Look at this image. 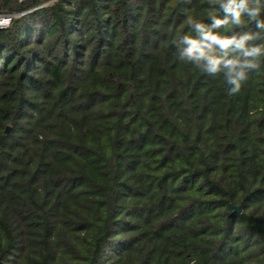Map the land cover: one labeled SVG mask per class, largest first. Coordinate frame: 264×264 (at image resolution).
I'll return each mask as SVG.
<instances>
[{"label": "trees", "instance_id": "trees-1", "mask_svg": "<svg viewBox=\"0 0 264 264\" xmlns=\"http://www.w3.org/2000/svg\"><path fill=\"white\" fill-rule=\"evenodd\" d=\"M212 15L56 0L0 29V264H264V56L229 96L172 44Z\"/></svg>", "mask_w": 264, "mask_h": 264}, {"label": "clouds", "instance_id": "clouds-1", "mask_svg": "<svg viewBox=\"0 0 264 264\" xmlns=\"http://www.w3.org/2000/svg\"><path fill=\"white\" fill-rule=\"evenodd\" d=\"M224 12L223 18L210 17L211 24H204L189 16L187 24L195 36L181 35L172 40L177 48L178 59L194 65L201 72L216 76L223 74L229 96L241 91L249 74L258 71V58L264 56V0H217ZM247 17L255 23L256 31H241L222 35L220 29L229 24L243 26ZM260 41V43H254Z\"/></svg>", "mask_w": 264, "mask_h": 264}, {"label": "built area", "instance_id": "built-area-1", "mask_svg": "<svg viewBox=\"0 0 264 264\" xmlns=\"http://www.w3.org/2000/svg\"><path fill=\"white\" fill-rule=\"evenodd\" d=\"M20 2L26 1V0H19ZM56 0H44L41 4L34 7L33 9L29 11H22V12H0V29H7L13 22L14 19L23 16L31 11L41 9L52 2Z\"/></svg>", "mask_w": 264, "mask_h": 264}, {"label": "water", "instance_id": "water-1", "mask_svg": "<svg viewBox=\"0 0 264 264\" xmlns=\"http://www.w3.org/2000/svg\"><path fill=\"white\" fill-rule=\"evenodd\" d=\"M9 129V128H8ZM8 131V130H7ZM236 210L238 211V212H240L241 211V208L240 207H236Z\"/></svg>", "mask_w": 264, "mask_h": 264}]
</instances>
